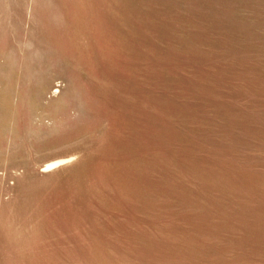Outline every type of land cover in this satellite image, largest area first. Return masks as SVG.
I'll use <instances>...</instances> for the list:
<instances>
[{"label":"bare ground","instance_id":"6f19581e","mask_svg":"<svg viewBox=\"0 0 264 264\" xmlns=\"http://www.w3.org/2000/svg\"><path fill=\"white\" fill-rule=\"evenodd\" d=\"M127 1L108 0L112 20L106 22L79 19L80 12H73L74 33L56 43L79 47L80 38H90L109 54L97 62L94 52L76 54L79 65L86 61L100 70L95 105L80 89L72 91L84 99L72 115L86 112L94 119L81 133L97 146L86 174L102 187L111 211L108 231L98 227L88 234L96 261L264 264V0ZM145 1L161 3L166 17L190 22L188 47L195 48L179 44L168 51L172 62L198 77L189 80L183 68L168 65L166 75H179L199 101L175 99L165 82L143 83L122 60L106 62L122 55L116 49L126 34L123 17ZM51 89L46 109L62 93L59 86ZM38 110L37 132L46 119L50 128H63L66 120ZM176 110L181 118L171 117ZM8 133L11 155L20 142L15 120ZM73 143L63 140L45 150L69 149ZM32 150L37 155L43 148ZM83 159L77 151L54 154L39 171L54 174Z\"/></svg>","mask_w":264,"mask_h":264},{"label":"rangeland","instance_id":"374dc122","mask_svg":"<svg viewBox=\"0 0 264 264\" xmlns=\"http://www.w3.org/2000/svg\"><path fill=\"white\" fill-rule=\"evenodd\" d=\"M107 1L0 0V264H99L88 234L98 227L108 231L111 211L102 187L86 174L97 146L81 133L89 125L86 121L94 124V119L86 112L72 115L71 109L78 102L84 103L82 97L74 96L79 89L80 95L83 93L95 105L100 82V70H94L86 61L79 65L77 52H94L96 62L109 54L99 51L90 38H80L84 53L80 46L64 48L57 44L74 33L73 12H80L79 19L92 16L105 22L112 20L106 11ZM178 18L166 17L161 3L145 1L135 7V12L130 8V14L122 19L126 34L118 39L116 49L122 55L113 53L116 58L106 62L120 65L122 60L143 83L150 79L165 82L164 89L175 99L187 97L191 101L197 97L199 101V95L191 93L190 84L179 75L171 74V79L166 75L165 65L183 68L170 59L169 47L178 49L180 44L189 50L195 48L188 47L191 34L186 24L189 27L190 22L184 24ZM183 69L189 80L197 79L190 69ZM55 86L61 87L62 93L46 109V98ZM38 108L45 117L66 120L63 128H50L46 119L37 132L33 120L41 114ZM171 117L181 118V113L172 111ZM12 120L20 142L7 155ZM63 140L74 143L69 149L45 150ZM33 147L43 150L34 155ZM76 151L85 157L81 162L54 174L39 171L54 154Z\"/></svg>","mask_w":264,"mask_h":264}]
</instances>
